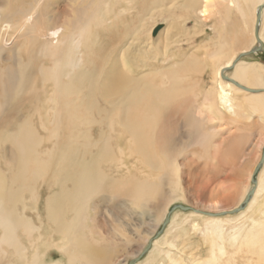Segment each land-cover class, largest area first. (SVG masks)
I'll return each mask as SVG.
<instances>
[{"label":"rangeland","instance_id":"obj_1","mask_svg":"<svg viewBox=\"0 0 264 264\" xmlns=\"http://www.w3.org/2000/svg\"><path fill=\"white\" fill-rule=\"evenodd\" d=\"M36 1L38 0H0V3L5 2L4 5L2 4L4 7L0 6V14L3 16L6 15V19L8 18L10 23L19 26L37 24L38 30L41 29V40L43 42L46 41L45 44L47 45H49L50 40H52V42L55 39L62 40L70 36L69 34L72 33L71 30L74 31L76 24L73 19L76 20V17H73V15L69 17L70 19L72 18L71 23L67 22L64 25V22L67 20L65 19L68 16L67 13L72 10L79 12L80 8V10H82L85 7L83 10L86 12L88 9V15L94 16L93 21L90 23V32L87 38H81L83 42L81 51L84 52L83 58L86 71L89 70L90 73H93L99 79V90L97 94L94 92L96 97L92 95V97L87 100L86 108L89 110L90 114L82 109L79 115L81 117L87 114L93 116L92 118H95L96 124L81 125V131L78 134H68V136L74 137L75 135L78 137L80 135V138L77 139V144L83 146L85 152H88L85 147V145L88 144L87 137H90L92 142H97L96 146H89L90 149L88 154L90 156L84 157L87 162L88 159L89 161H95V166L99 159L103 158V154L99 152L101 149L103 150L102 152H104L105 145L106 148L110 147L118 156V151L123 149V153L127 157L130 172H132L133 176L127 175L126 170L122 171V169L118 168L119 165L115 161L100 163L99 169L103 170L107 176L109 175L108 178L118 179V182L121 183L129 181L130 179L133 180L134 178L138 180L141 178L140 181H144L143 179L146 178L145 173L150 172H152V174H150L155 180L159 174L156 172V169L151 170L150 166H145L146 161H149L150 158L143 154L140 155L136 152L137 148H133L134 143H132L131 136L121 125V122H123V119H121L123 112L120 110L119 104L116 106V100H118L119 94L117 98L116 95H114L106 99L102 94V91L106 89V85H104L105 81L109 80L110 88L115 89L119 76L118 85L124 83L126 86V82L133 77L134 74L137 75L138 73L136 70H133L134 65L137 63L135 61L136 57L139 59V57L144 55V58H148L146 61L147 67L144 69L146 72L163 70L169 75L173 70H178V74L184 79L181 86L184 87L183 89L190 90V93H192V97L190 96L188 101L184 98L181 102L177 101L169 108L160 124L156 137L159 143L156 145V151L157 155L160 156L161 162L164 161L162 165H166L164 169L165 172L167 173L168 171L170 174L167 175L170 176L172 174V179L168 177L167 182L163 183L162 181L164 185H162V190L165 192V197H161L162 199L159 198L153 204L151 203L154 206V209L151 211L152 213L149 215L148 209V216H139L142 211H138V216L131 215L130 213L126 215L124 205L120 204L123 202L121 198L117 193L110 192L96 195L87 206L86 212L89 218L87 224H89V227H94L98 230L99 236L96 235L95 238L100 241H102L99 239L100 236L101 238L103 236L106 237V235H103V230L101 228L106 229L104 225L108 221V224L111 222V227L107 225V229H115V232L118 230L119 226H123L124 220L121 218L125 215L134 221L128 232H125L121 228L117 231L119 235H116V238L119 237L123 240L115 241L112 245L113 248H111V244H107V248H109L106 249L107 251H105L104 256V260H107L104 262L129 264L131 261L138 258L147 248L144 249L147 245V240L153 238V236L160 231L165 217L175 204L200 209L204 213H217L229 209L234 210L241 201L243 202L246 193L245 190L248 191L253 187V182L250 179L252 176L254 179L259 177L262 183V190L256 196L257 200L244 214L226 215L222 217V220H224L222 223V238L219 239L217 234L210 232L207 216H197L190 212L177 211L178 213L177 215L175 213L173 216L172 224L166 231L167 233L163 237L164 239H161L160 243L157 245V250L155 249L153 253L150 251V253L146 256L144 255L141 259L142 261H140L141 264H173L172 260H175V262H177L176 264H264V254L260 253L261 251H259L258 246L253 244V242L251 243L254 246L252 244L251 246L250 243L248 244L246 241L247 237L250 238L251 233H258L260 228H264V170L260 175L259 173L256 176L252 174L263 158L264 113H254L253 111L251 112L249 108H243V111L238 113L235 102H241L243 98L242 102L244 103L245 99L243 93L234 92L230 99L231 107L236 110L237 113L234 115V110H232L231 107L228 106V108L225 107L224 104V106L220 104V98L218 99L219 95L217 96L219 90L216 85L217 81L220 79L216 73H218L220 66L224 65V62L234 57L236 53L238 54L241 52L240 48L242 50V47L243 49L244 47H246L245 49L258 47L256 42L253 43L254 9L256 8L255 3L257 2L253 1L250 3L251 0H220L217 4V9H215V11L213 10V15L211 16L210 12L208 18L201 19L199 13L198 18L194 15H189L187 12L188 10L182 7L183 4H181V8L180 4L179 7L178 4H173V8L170 7V9H168V7H166L164 9L166 0H131L132 3L123 1L122 4L117 3L116 0L112 2L110 0H39L38 3ZM78 2H81V5L78 4ZM117 4L121 5V7H118ZM87 5L89 8H87ZM152 8H156V11H153ZM25 9L27 11H25ZM121 9H124L125 12H121ZM165 10H167V12ZM30 12H35L37 17L33 20L24 22L22 18L25 16L27 18ZM71 14H73V12H71ZM176 15L178 16L176 17ZM167 20L168 22H165ZM3 21H5V19ZM163 22L167 23L166 26ZM173 22H176L174 26L176 25V28L178 27L177 29L173 26ZM152 25H154V28L162 25V29L155 37L152 36L153 31L151 33L148 31ZM4 26L5 24L1 23L0 30ZM59 26H62L65 30H63V33L60 31L57 35L55 31ZM136 27L137 29H142L139 33L140 35L142 34V38L140 37V39H138L139 41L135 39V33H133ZM85 31L87 32L88 29ZM172 32L173 34L171 37ZM60 33L62 35H60ZM54 34H56V36H53ZM226 34L227 36L232 35L233 39L225 40ZM147 35L151 36L153 40H155L157 36L162 35L158 37L159 40L153 44L154 46L150 44L152 50L142 41L145 38L144 36ZM168 36L171 38H168ZM177 36H179V38H175ZM262 38L264 42V30L262 32ZM71 39L73 40V36ZM86 39L88 40L87 45ZM167 39H172L175 43L173 46L171 45L170 49L167 51L168 53L165 55V49L162 45ZM176 39L178 40L175 41ZM25 40L27 39H13V34L10 31H7L4 36L0 37V70H4L5 68H7V70L8 68L10 70L14 69V67H16L15 60H17L15 57L21 54V52H23L21 57L24 58V60H28L29 57H32V63L34 64L36 62V66L33 65V67H36L34 68V70H36L35 77L28 87L19 94L18 101L15 100L11 103H5L2 105L3 109L2 107L0 109V172L4 174L3 177H7L8 179L18 170V168L16 169L18 164L16 163L18 162L17 151L14 146L8 142V139H10L9 134L11 135L14 133L15 135L26 123H30L32 126L34 125L36 134L44 141L43 146H41L39 150L45 152L43 156L45 161L49 160L50 152L54 153L55 150L57 151L58 145L54 146V144L59 143L60 145L67 139L64 131L60 132V137L50 138V134L52 136L51 132L54 130L51 126V122L54 118V116H52L54 115L52 107H56V102L50 103L49 100L55 98L53 95L55 89L54 83H50L49 85L42 81V69L44 64H46L45 66H53L54 57L53 59L51 58L52 55L48 58L43 57L48 54L45 53L46 48L43 44H39L34 49L31 48L30 52L34 54L32 53L29 55L30 52L28 47H20ZM141 43H144V46H142ZM64 46H67V44ZM225 46L233 48V55H222V52L226 50L224 49ZM19 47L22 51H19ZM41 50L43 51L41 52ZM51 50L52 47L48 52L50 53ZM227 51L230 52V49ZM38 53L40 54L38 55ZM74 56L76 57L77 55ZM122 56H127L126 62L122 60ZM191 57L197 60L198 65H195V67L197 66L201 70L196 72H193V69H191V71H181L182 69L180 68L183 66L180 64ZM10 58H14V60ZM37 58L40 60L38 59V61ZM128 59L129 61L132 60L131 62H133L134 65L127 61ZM49 60L51 62H49ZM241 60L248 66L264 68V48L259 53L242 57ZM188 68H190V66ZM233 70L225 74L230 77L233 74ZM166 81L167 78L164 80L157 79L155 82L161 84L164 82L166 83ZM85 83L88 85V79ZM257 84L260 85L253 86L252 88L254 90L260 91L264 88V76L261 75V80ZM213 91L215 94H213ZM2 93H4V91ZM207 93L217 96L215 98L217 108L221 110L223 114L211 113L204 107V102L206 100L205 95ZM242 94L243 96H241ZM4 95L5 94H3V96ZM0 103L3 102L0 100ZM207 104H209V102H207ZM199 109L204 114V118H196ZM119 114L121 121L119 117H117ZM110 115H114L118 118L114 117V120H118L116 121L118 125H116L114 131L110 130L105 124L106 122H104ZM209 118H212V120H209ZM41 119H45L44 123L46 122L45 125H49V128L47 126H45V128L43 127L44 123ZM224 125L227 127H222ZM44 129L51 130V132ZM120 136L122 137L119 140ZM214 144H216L218 148H215L216 146ZM213 149H216V151ZM105 154L106 153H104V155ZM91 155H94L93 157L95 160L91 158ZM84 166L81 167L83 170ZM81 168H78V171H83ZM48 175L50 176L37 178L34 175L35 180H33L32 186L35 196H32L30 192H27L26 195V198L28 197L27 199H29L28 206H34L36 209V211H29L32 216L34 215L33 217L37 222V226L44 223L43 221L47 218L46 207L48 194H54L58 190H67L69 187H72L68 177H65L66 181L63 183L58 178V175H51V170L48 171ZM170 179L171 181H169ZM171 182L173 183L171 184ZM46 183H48L49 186L51 185L48 191L47 187H45ZM157 183L159 184V180L156 181V184ZM35 188L37 189L36 192ZM225 194H236L233 200L234 202L230 201L231 204L229 203V205L224 208H222L221 205L218 209H211L208 207L210 204L212 205L216 201L221 200V198L223 199ZM121 196L125 197V195ZM36 197L39 201H37ZM34 208L31 209L33 210ZM41 213L42 215H40ZM37 214L41 219L38 218ZM69 217L70 215H68V218ZM126 225V228H128V224L124 226ZM194 225L198 226L195 227ZM42 227H45L42 230L46 234V237L48 236L47 238L50 236L57 237L53 224L42 225ZM1 230L0 227V236L3 234V230ZM260 230L262 231V229ZM231 235L236 236V239H234L235 241L230 238L232 237ZM21 237L24 238L23 236ZM44 243H46V238L43 240V244ZM213 243L216 246L213 245ZM168 244L173 246L169 247ZM105 245L106 243L104 242V248H106ZM44 251L45 248L42 247L41 252L44 253ZM53 251L56 253V250ZM168 251L171 253L172 260L164 256ZM57 255L59 256V254H56L55 259L58 260ZM0 257H2V252ZM2 263L3 262H0V264Z\"/></svg>","mask_w":264,"mask_h":264},{"label":"bare ground","instance_id":"obj_2","mask_svg":"<svg viewBox=\"0 0 264 264\" xmlns=\"http://www.w3.org/2000/svg\"><path fill=\"white\" fill-rule=\"evenodd\" d=\"M38 1L36 2L38 3ZM110 1L112 2L113 0H110ZM116 1L119 4H122L123 1L132 3L131 0H116ZM253 1L257 2L255 3L256 8L254 9V28H253L254 41L253 43L256 42V44H258L259 46L258 41H260L262 43V49H263L264 42L262 38V32L264 30V24H263L264 23V8L262 9L261 20L259 23H258L257 17H258L259 9L264 4V0H251L250 3H252ZM5 2L3 3L1 2L0 6H2V4L4 5ZM218 2H220V0H166L164 9L166 7H168V9H170V7L173 8L172 6L173 4H178V7L180 4V8H181V4H183L182 7L188 10L187 12L189 15H194L196 18H198V13H199V17L201 19H206L208 18V15L210 12H211V16L213 15L212 14L213 10L215 11V9H217ZM78 4L81 5V2L80 3L78 2ZM118 7H121V5H118ZM87 8H89L88 5H87ZM110 8L113 9L112 7ZM156 8L155 9L152 8V10L156 11ZM80 9H79V12L72 10L71 12H73V14L69 12L67 13L68 14L67 18H65L67 20L66 22H64V25L67 22L71 23L72 18L71 19L69 18L71 15H73V17H76V20L73 19L74 23L76 24V27L74 28V31L71 30L72 33L69 34L70 36L63 38L62 40L55 39L53 40V42L52 40H50L49 45L45 44L46 41L43 42L41 40V29L38 30L37 24L30 25V26L28 24H25L24 26H19V25L10 23V20H8V18L6 19V15L3 16L2 14H0V25L1 23L5 24V26L0 30V37L4 36L7 33V31H10L13 34V39H17V38L27 39L21 44L22 45L20 46L21 48L28 47L29 52H30L31 48L34 49L39 44H43L46 48L45 53H48L47 55H44L43 57L48 58L51 55H52L51 56L52 59L54 57L53 66H45L46 64L42 62L44 64V67L42 66L43 67L42 81L45 84H49V85L50 83H54L55 93L53 95L55 98H51L49 102L50 103L56 102V107L55 108L52 107V109L54 110V115L52 116H54V118H53V121L51 122V126L54 128V130L52 132L51 130H47V129H44V130H47L52 133V136L50 134V138L52 139L60 137L61 131H64L66 133V138H67L66 141L64 143L62 142V144L60 145L59 143L54 144V146L58 145L57 151L54 149L55 150L54 153L50 152L49 160L45 161V159L43 158L45 152H41L39 150L41 146H43L44 141H42V138L36 134L34 125L32 126L30 123H26L25 126L20 128L19 131L15 133V135L14 133L11 135L9 134L10 139H8L9 140L8 142H10L14 146L15 150L17 151L16 153L18 156L17 157L18 162L16 163L18 164H17L16 169L18 168V170L9 179L7 177H3L4 174L0 172L1 174L0 175V198H1L0 200V227L3 230V231L1 230L3 234L2 236H0V255L2 252V257H0V260H1L0 262H3L2 264H114L112 262H104L107 260V259L104 260L105 251H107L106 249L109 248V247L107 248V244H111V248H113L112 245L114 244L115 241L123 240V239H120L119 237H118L119 239L116 238V235H119L117 234L118 233L117 231L119 230V228H121L125 232L126 231L128 232L129 228L133 225L132 223L134 221L128 218L126 215L130 213L131 215L138 216L137 215L138 211H142L140 212L139 216H148V213H147L148 209H149V215H150L152 213L151 212L152 209H154V206L152 204L155 201H157L159 198L165 197V192L164 190H162L163 183L168 181L167 180L168 177L169 178L171 177L172 179V174L171 176L167 175L170 173H168V171L166 173L164 170L166 168L165 167L166 165L165 166L162 165L164 161L161 162L160 156L157 155L156 145L158 143V139L156 137H157V134L160 128V124L162 123V120L165 117L166 111L169 108H171L177 101L181 102L184 98L188 101L192 93H190V90L183 89L184 87L181 86L182 81L184 79L183 77H181L180 74H178V70L176 71L173 70L174 72L172 71L169 75L163 70H156V71L154 70L153 72H146L144 69L145 67H147L146 61L148 60V58L146 57L144 58V55L142 57H139V59L138 57H136L135 61L137 63L135 65L133 64V62H131L132 60L131 61H129V59L127 60L134 65L133 70L134 71L136 70V72L138 73L137 75L134 74L133 77H131L126 82V86L124 83L121 85L120 84L118 85L119 83V76H118L115 89H111L110 81L106 80L104 84L106 85L105 87L106 89L102 91V94L104 95L106 99H109L114 95H116V98H117V95L119 94V98L118 100H116V106L119 104L120 110L123 112V116L121 118L123 119V122H121V125L123 126V128L127 130L129 135L131 136L132 143H134L133 148L134 147L137 148L136 152L139 153L140 155L143 154L151 159V160L149 159V161H146L145 166L146 165L147 167L150 166L151 170L156 169V172L159 174L158 177L154 180L153 179L154 177L151 176L152 172H150L151 174L145 173L146 178L145 179L142 178L144 181H140L141 178L138 177L140 178V180H138L137 178L136 179L134 178L135 179L134 180L132 178L133 180L130 179L129 181H125L121 183L118 182V179L108 178L109 175L107 176V174L103 170L99 169L100 163H104V162L109 163L111 161L113 162L115 161L119 165L118 168L122 169V171L126 170L127 175L133 176L132 172H130V167L128 166V163H127V157L123 153V149H120L118 151L119 152V156H118L117 154L114 153V151L111 150L110 147L106 148V145H105L104 152H102L103 151L102 149L99 152L103 154L102 155L103 158H100L97 165L95 166V161L93 160L89 161L88 159V162H87L85 161L84 157L90 156L88 154L89 149H90L89 146L90 145L96 146L97 142H92L91 138L87 137L88 144L85 145V147L88 150V152H85L84 147L77 144V139L80 138V135L78 137L75 135L74 137L70 135L68 136V134H78L81 131L80 130L81 125L96 124V121L94 120L95 118L93 119L92 118L93 116L89 115L90 112L86 108V106H87L88 98H91L92 95L96 97L95 94H97L99 90V87H98L99 79L93 73H90L89 70L86 71L84 67L85 63H84V58H83L84 52L81 51L82 49L81 47L83 46V42L81 38H87V35L90 32L89 31L90 23L93 21L94 16L88 15V12H89L88 9L86 11L87 12L86 14V12L83 10L85 9V7L82 10ZM121 10H122L121 12L123 11L125 12L124 9H121ZM25 11L27 10L25 9ZM165 11L167 12V10ZM151 13H154V12H151ZM28 14L29 16L27 18L26 16L22 18L24 22L33 20L37 17V14H35V12H32V13L30 12ZM177 16L178 15H176V17ZM4 19L5 21H3ZM165 22H168V20ZM174 23L176 22H173V26H174ZM166 24L167 23H165V26ZM104 25H107V24H104ZM159 26H162V25H159ZM174 27L176 28V25ZM155 28H154V25H152L150 30H148L149 33H151ZM86 29H88L87 32L85 31ZM136 29H135V32L133 33H135V39L138 40L142 36V34L141 35L139 34L140 31H142V29H137V30ZM63 30L65 29L62 26H59L56 28L55 32L58 35L60 31H62L61 33H63L64 32ZM256 30H258L257 34H256ZM61 33L60 35H62ZM172 34L173 32L171 33V37H172ZM53 36H56V34H54ZM72 36H73V40L71 39ZM74 36L76 37V39ZM159 36H157V38L153 40L151 36L147 35V36H144L145 37L144 40L142 39L141 40L147 44L150 50H152L150 44L153 45L157 40H159L158 38ZM58 37L61 38L60 36ZM169 37L170 36H168V38ZM175 38H179V36ZM177 40L178 39H176L175 41ZM87 42L88 40L86 39V45L88 44ZM174 43L175 42L172 39L165 40V43L162 45L163 48L165 49V55L166 53H168L167 51L170 49L171 45L173 46ZM66 44L67 46H64ZM143 44L142 46H144ZM51 47H52V50L49 53L48 50H50ZM21 48L19 51H22ZM63 48H64V51H63ZM245 48L246 47H244L243 49L242 47V50L240 48L241 52H239L238 54L236 53L235 54L236 56L234 55V57L224 62L223 63L224 65L220 66V68L218 69V73L216 74L217 76H219L220 79L217 81V84H216L219 90V91L217 90L218 91L217 96L219 95L218 99L220 98L221 105L224 104L225 107H228V106L231 107L230 99H231L232 93L234 92L243 93L244 99H245L244 103L242 102L243 98L241 102H238V101L235 102L236 110L238 113L242 112L243 108L245 109L249 108L250 111L251 112L253 111L254 113H260V112L264 113V93L263 92L249 93V92L243 91L235 87L234 85H232L231 83L227 82L224 79V77L230 78L234 80L235 82H237L238 84H240L241 86L247 89H252V90H254L252 88L253 86L260 85L257 83L260 82L261 75L264 76V68H261V67L254 68L252 66H248L241 59H239L241 55H248L250 53V50L252 49V48L250 49L248 48L245 49ZM42 51L43 50H41V52ZM22 53L23 52H21V54ZM32 53L33 52H30L29 55H31ZM21 54L18 55L19 57L18 56L15 57L17 60H15L16 67H14V69L10 70L8 68L7 70V68H5L4 70L2 69L0 70V100L3 102V103H0V109L1 107L3 109V106H2L3 104L8 103V102L11 103L12 101L17 100L19 97V94L23 92V90H25L26 87H28V85L31 83V81L35 77L34 75H35L36 70H34V68L36 67H33V65L36 66L35 65L36 62L34 64L32 63L33 62L32 57H29L28 60L26 59L27 61L24 60V58L21 57L22 56ZM39 54L40 53H38V55ZM74 55H77V56L75 57ZM126 57L122 56V60L125 62H126ZM10 59L14 60V58H10ZM38 59L39 58H37V60ZM49 62L51 61L49 60ZM180 65L183 66L182 68H180L182 69L181 71H191V69H193V72H196V71L201 70L199 67L197 66L195 67V65H198L197 60L194 58L192 59V57L189 59H186ZM233 65H234V68H233L234 70H233L232 76L229 77L226 74H222L225 69H229L233 67ZM189 66L190 68H188ZM166 78H167L166 83L164 82V83L159 84L155 82L157 79L164 80ZM87 79H88V85L91 88L87 85V83H85ZM261 90H264V88H262ZM3 91L4 93H2ZM3 94L7 96L4 95L5 96L4 97ZM213 94H215V92ZM213 94L207 93L205 95L206 100L204 102V107H206L208 111H210L211 113L223 114L222 111L217 108V102L215 99L217 96L215 95L213 96ZM243 94L241 96H243ZM207 102H209V104H207ZM82 109L86 110V112H89V114L81 117L79 113ZM236 110H234V115L237 114ZM88 115L89 117L87 118ZM108 117H107L108 119H105L104 122H106L105 124L109 127L110 130L114 131L116 125H118L116 122L118 120H114L115 119L114 117H116L114 115H110ZM117 117H119L120 119V114ZM198 117L204 118V114L201 112L200 109H199V113H197L196 118ZM44 120H42L43 123H44ZM209 120H212V118H209ZM45 124L46 122L43 124L44 128L45 126L47 127L49 126ZM99 127H100V124H99ZM222 127L226 128L227 126L224 125ZM121 137L122 136L119 137V140ZM214 145L216 146V147L214 146L215 148H218L216 144ZM214 151H216V149ZM104 153L106 154L104 155ZM108 153H109V156H108ZM164 154H167V153H164ZM93 156L94 155H91V158L95 160ZM11 160L15 161L14 159H11ZM83 166H84V170L81 168ZM78 168H81L83 171H78ZM49 170H51V175L53 176L58 175V178L63 183H65L66 178L68 177V180H70L69 182L72 184V187H69V189L67 190H61V191L58 190L54 194H51V193L48 194L47 207H46L47 209L45 208L47 210V216H46L47 218L46 220L43 221L44 223H42L40 226H37V222L35 221V218L33 217L34 215L32 216L30 212V211H36V209L32 205H31L32 207L28 206L29 199H27L28 197L26 198V195H27V192H30L32 196L34 195V192H33L34 190L32 186V182L33 180H35L34 175L36 176V178L42 177V176L49 177L50 176L48 175ZM263 170H264V158H263L262 167L260 171L258 172L259 175L262 173ZM162 173L164 174L161 175ZM252 174H254V176L257 175L255 172H253ZM171 179L169 181H171ZM250 179L252 181L256 180V185L253 184V187H251L248 191L245 190L246 193H245V198L243 202L245 201L249 193H252V196L249 202L243 207V209L239 210L238 212L234 214H230V213L236 210L238 207H240L243 203L242 201L240 202V204H238L236 208H234V210L229 209L227 211H219L217 213H204L200 209H194L193 207H186L181 204H175L173 207L183 206L185 208H189V210H181L177 208L170 215L169 222L164 227V230L162 231V233L156 238V235L161 231L160 229V231L157 234H155L153 238H149L148 240L146 239L147 245L144 247V249L148 247V244L150 243H151V248L146 253H145V250L147 248L145 250L143 249L144 252H142V254L140 255L142 257L140 259H139L140 256L136 258V259H139V261L135 264H141V261H142L141 259L144 257V255L145 256L148 255L150 251L151 253H153L157 245L160 243V240L164 239L163 237L167 233L166 231L169 229V227L172 224L173 216L175 215V213L177 215L179 211L186 212V213L190 212L197 216H203V215L207 216L209 220L208 228L210 229V232L217 234L219 239L222 238L223 237V232H222L223 224L222 223L224 221L222 220V217L226 215L244 214L254 204V202L257 200L256 196L262 190V183L260 182L259 177H257V179H254V177L251 176ZM157 180H159V184L158 183L156 184ZM55 181H58V180H55ZM172 183L173 182H171V184ZM50 186L48 183H46L45 187H47V191L50 188ZM39 187L37 188L40 189ZM36 191L37 189L35 190V192ZM107 192L118 194V196L123 201L120 204L124 205L125 207L124 210H125L126 215L123 218H121L124 220V224H122L123 226H119L118 230L116 229L117 230L116 232H115V229H112V228L107 229V225L111 227L110 225L111 222L110 224H108L109 222L108 221L104 225L106 229L101 228L103 230L102 231L103 235H106V237L103 236L104 238L103 237L101 238L100 236L99 239L102 240L100 241L95 238L96 235L99 236L98 230L94 227H89L88 226L89 224H87V222H89V218H88L86 210H87V206L89 205L90 202H92L93 198L96 195L105 194ZM121 195H125V197H122ZM235 195L236 194H230V195L225 194L223 199L221 198V200L216 201L212 205L210 204L208 207L211 209H218L219 206L221 205V207L224 208L227 205H229V203L231 204L230 201H233L235 199ZM37 201H39V199H37ZM31 208H34V209L32 210ZM223 213H226V214H223ZM169 214L170 212L165 217L164 222ZM40 215H42V213ZM68 215H70L69 218H68ZM38 218H40V216H38ZM46 224L47 225L53 224L55 226L57 237H52L50 235H49L50 236L49 238H47L48 236L46 237V234L42 230L45 228V227L43 228L42 225H46ZM125 224H128L129 227L126 228L127 225L124 226ZM260 229H262V231ZM260 229L258 233H254V232L251 233L250 238L247 237L246 241L248 244L250 243V245L252 244L251 242H253V244H256L259 248V251H261L260 253L264 254V228H260ZM20 231H21V235H20ZM21 236H23L24 238H22ZM45 238H46V243L43 244V240ZM230 238L234 240L236 239V236H232ZM104 242L106 243L105 245L106 248H104L103 246ZM214 243L213 245L216 244ZM171 244H168L169 247L173 246ZM42 247L45 248L44 253L41 252ZM114 249L116 250L115 247ZM53 250H56V253ZM56 254H59V256L57 255L58 260L55 259ZM164 256L166 258L168 257L169 259L172 258L171 253L169 251L166 252ZM172 261H173V264L177 263L175 262V260H172Z\"/></svg>","mask_w":264,"mask_h":264},{"label":"water","instance_id":"obj_3","mask_svg":"<svg viewBox=\"0 0 264 264\" xmlns=\"http://www.w3.org/2000/svg\"><path fill=\"white\" fill-rule=\"evenodd\" d=\"M263 8H264V4L261 6V8L259 9V12H258V17H257L258 23H259L260 20H261V12H262V9H263ZM161 27H162V26H158V27H156V28L153 30V32H152V36H153V37L156 36V34L158 33V31L161 29ZM257 31H258V30H256V34L258 33ZM258 43H259V46L256 47V48H254L252 51H250V53H249L248 55L256 54V53H259V52L262 51V43H261L260 41H258ZM248 55H247V56H248ZM245 56H246V55H241V56L239 57V59H241L242 57H245ZM234 65H235V64H234ZM234 65H233V67H231V68H229V69H225V70L223 71L222 74H225V73H227V72L230 71V70H233ZM224 79H225L226 81H228L229 83H231L232 85H234L235 87H237V88H239V89H241V90H243V91H246V92H249V93H257V92H263V93H264V90H260V91H258V90L247 89V88L241 86L240 84H238L237 82H235L234 80H232V79H230V78H226V77H224ZM263 158H264V154H263ZM263 158H262V161L257 165V167H256V169H255V173H256V174L260 171V169H261V167H262V164H263ZM255 176H256V175H255ZM252 182H253L254 185H256V180H253ZM251 196H252V193H249L248 196L246 197L245 201H244V202L242 203V205L239 207V209H236V210L232 211L230 214H234V213L238 212L239 210L243 209V207L249 202ZM177 208H178V209H181V210H189V208H185V207H183V206L173 207V208L171 209V211H170V214H169L168 217L166 218V220H165V222H164V225H163V227L161 228V231L156 235V238L162 233V231L164 230V227H165V226L168 224V222H169L170 215H171V214H172ZM223 214H226V213H223ZM150 248H151V243L148 245L147 249L145 250V253H146ZM141 257H142V256H140L139 259H140ZM139 259H135V260L131 261L129 264H135V263H137V262L139 261Z\"/></svg>","mask_w":264,"mask_h":264},{"label":"crops","instance_id":"obj_4","mask_svg":"<svg viewBox=\"0 0 264 264\" xmlns=\"http://www.w3.org/2000/svg\"><path fill=\"white\" fill-rule=\"evenodd\" d=\"M225 37H226L225 40H229V39L232 40V39H233L232 35L227 36V34H226ZM231 46H232V45H231ZM224 49H226V50L222 52V55H228V54L231 55V54H232V49H233L232 47H231V48H230V47H226V48H224ZM228 49H230V52L227 51Z\"/></svg>","mask_w":264,"mask_h":264}]
</instances>
